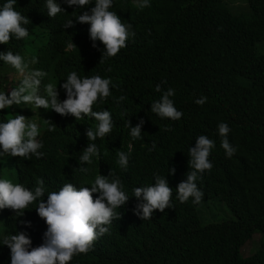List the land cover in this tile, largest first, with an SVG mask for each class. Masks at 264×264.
Here are the masks:
<instances>
[{
    "label": "trees",
    "instance_id": "trees-1",
    "mask_svg": "<svg viewBox=\"0 0 264 264\" xmlns=\"http://www.w3.org/2000/svg\"><path fill=\"white\" fill-rule=\"evenodd\" d=\"M246 3L248 12L236 15L225 0H150L151 6L143 10L136 8L134 0H113L110 10L117 12L123 23H130L136 35L104 63L99 62L104 45L96 41L93 47L90 25L83 26L88 43L82 39L77 48L85 54L84 61L90 62V70L79 73L111 78L119 86H110L112 96L126 99L116 103L109 97L101 104V110H110L114 129L95 141L99 157H94L91 165L79 163L84 148L92 142L86 136L87 128L79 125L65 149L48 154V159L59 160L52 176L61 173L73 178L81 173V167L94 175L112 170L130 198L117 209L122 215L112 221L109 233L98 239L91 253L78 256L71 264L91 261L92 257L93 264H264V54L255 49L264 41V0ZM24 13L34 28L42 21L32 7ZM8 50L36 56L42 53L43 42L32 35L18 41L12 37L0 52ZM72 63L70 53L57 71L58 84L74 71ZM2 68L0 61V71ZM157 84L163 90H175L170 98L183 113L181 119H162L151 111V103L161 96L155 90ZM201 97H207L206 102L195 103ZM7 117V111L0 110V122H6ZM141 118L145 121L143 139L133 140L128 121L135 126ZM221 122L230 127L228 139L237 149L231 158L220 146L217 126ZM97 123L91 126L93 130ZM167 126L170 131L165 130ZM199 135L215 141L209 156L213 168L197 180L204 192L202 201L194 204L190 198L181 203L176 187L187 178L188 150ZM130 144L128 168L123 170L116 163V154L127 152ZM101 158L113 159L117 168H99ZM0 163L17 164L25 175L37 180L42 177L37 169L46 161L4 156ZM169 167H175L174 175L168 174ZM154 173L167 178L174 207L155 210L151 219L143 220L134 213L138 201L133 190L155 183ZM226 209L231 218L224 217ZM11 231V223L3 224L0 264H5L9 249L3 239ZM257 233L258 245L244 255L242 247ZM35 236L43 239L42 234ZM42 243L32 241V247Z\"/></svg>",
    "mask_w": 264,
    "mask_h": 264
},
{
    "label": "clouds",
    "instance_id": "clouds-1",
    "mask_svg": "<svg viewBox=\"0 0 264 264\" xmlns=\"http://www.w3.org/2000/svg\"><path fill=\"white\" fill-rule=\"evenodd\" d=\"M134 3L140 10L151 6L150 0H134ZM112 5L113 0H95V3L92 0H38L29 4L0 0V49L6 48L12 37L18 41L32 35L43 42V51L36 56L15 54L11 50L0 52L3 64L0 80H4L0 84V110L7 111L8 116L6 122H0V157L46 161L37 169L42 175L37 180L25 175L17 164L0 163V231L6 223L13 227L10 235L3 239V244L9 247L5 264H71L78 256L91 253L98 239L109 233L112 221L121 218L117 209L130 198L122 180L112 170L94 175L89 168L81 167V173L73 178L61 173L52 176V168L59 160L47 157L54 149H65L64 144L74 139L81 125L87 128L86 136L92 142L84 148L79 163L91 165L93 158L100 155L95 141L104 139L114 129L110 110H101V104L109 97L116 103L126 97L112 96L110 86H119L111 78L91 76V72L79 73L90 70V62L84 61L85 54L77 48V42L82 39L88 43V35L83 30L86 23L90 25L88 31L93 47L96 41L104 45L100 63L116 56L126 47V41L135 37L133 26L123 23L117 12L110 10ZM29 7L42 18L35 23L36 28L24 13ZM70 53L74 71L58 84L57 71ZM155 90L161 92V96L151 103V111L162 119H181L183 113L170 98L175 90H163L161 84H157ZM206 100L207 97H201L195 103L203 105ZM95 121L98 123L93 130L91 126ZM144 123L143 118L135 126L128 121L133 140L143 139ZM217 127L222 138L220 146L231 158L237 151L228 139L231 129L224 122ZM165 130L170 131L171 127ZM195 141V146L188 150L187 178L176 187L181 203L190 198L194 204L202 201L204 192L197 180L213 168L209 156L216 146L215 141L206 135H199ZM131 148L130 144L127 152L121 150L116 154V163L123 170L128 168ZM98 167L117 168L110 158L99 159ZM175 171V167H169L168 174L174 175ZM153 178L155 183L133 190L138 201L134 213L143 220L151 219L155 210L164 212L174 207L173 191L167 178L159 173H154ZM35 234H42L43 239ZM32 241L43 243L32 247ZM93 261L92 257L91 261L80 264H93Z\"/></svg>",
    "mask_w": 264,
    "mask_h": 264
},
{
    "label": "rangeland",
    "instance_id": "rangeland-1",
    "mask_svg": "<svg viewBox=\"0 0 264 264\" xmlns=\"http://www.w3.org/2000/svg\"><path fill=\"white\" fill-rule=\"evenodd\" d=\"M225 1L227 2L228 8L233 14L238 15V14H243V13L248 12V5L246 3V0H225ZM255 49L257 53L264 54V41L258 43ZM223 215L226 218L232 217V214L227 209L225 210V213ZM218 218H220V216H218ZM258 238H259V234L258 233L254 234L252 238L253 240H249L248 242L244 244V246L242 247V251L244 255H249L252 253L255 246L258 245L257 244Z\"/></svg>",
    "mask_w": 264,
    "mask_h": 264
}]
</instances>
